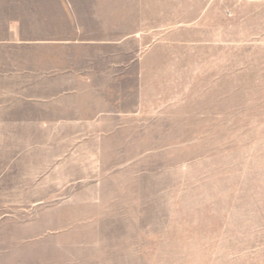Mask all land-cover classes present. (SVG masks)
Returning a JSON list of instances; mask_svg holds the SVG:
<instances>
[{"label": "rangeland", "instance_id": "374dc122", "mask_svg": "<svg viewBox=\"0 0 264 264\" xmlns=\"http://www.w3.org/2000/svg\"><path fill=\"white\" fill-rule=\"evenodd\" d=\"M0 264H264V0H0Z\"/></svg>", "mask_w": 264, "mask_h": 264}, {"label": "crops", "instance_id": "0c3cea01", "mask_svg": "<svg viewBox=\"0 0 264 264\" xmlns=\"http://www.w3.org/2000/svg\"><path fill=\"white\" fill-rule=\"evenodd\" d=\"M87 42H89V41H87ZM93 43H95V44H110L111 43V41H94ZM81 80H83V82H81L80 84H82V86H84V87H86L85 89L87 90V89H89V90H87V91H91V89H97V88H99V87H94V86H92V85H90V82L88 81V82H85L86 81V79H81ZM80 84L77 86V87H80ZM76 87V86H75ZM106 87V86H105ZM66 93H72L73 95H76L77 93H78V91L77 90H71V91H67ZM80 93V92H79ZM78 93V94H79ZM97 94H98V92H96ZM111 109V108H110ZM109 111V110H108ZM106 112H105V109L104 108H102L101 110H100V112H98V114L95 116L96 118L94 119V120H96V122H98V120H101L102 118H103V116H101L102 114H105ZM111 113V112H110ZM108 114V113H107ZM110 115H114L115 116V118H118V117H121L122 116V112H115V113H112V114H110ZM97 125L99 126V123H97Z\"/></svg>", "mask_w": 264, "mask_h": 264}]
</instances>
